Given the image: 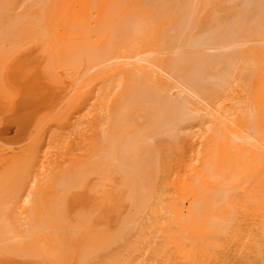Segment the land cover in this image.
<instances>
[{
  "label": "bare ground",
  "instance_id": "obj_1",
  "mask_svg": "<svg viewBox=\"0 0 264 264\" xmlns=\"http://www.w3.org/2000/svg\"><path fill=\"white\" fill-rule=\"evenodd\" d=\"M0 264H264V0H0Z\"/></svg>",
  "mask_w": 264,
  "mask_h": 264
},
{
  "label": "rangeland",
  "instance_id": "obj_2",
  "mask_svg": "<svg viewBox=\"0 0 264 264\" xmlns=\"http://www.w3.org/2000/svg\"><path fill=\"white\" fill-rule=\"evenodd\" d=\"M197 31L196 26H194V30L192 31V33L194 34ZM212 35L211 32L209 31H205L199 38L202 41L207 40L208 38H210V36ZM182 49H181V55H182V64L185 65L186 68H189L192 64L193 59L197 56V54H199V48H201L202 46L199 45V47H197L195 50L192 48L187 47V45L182 44ZM137 120V119H136Z\"/></svg>",
  "mask_w": 264,
  "mask_h": 264
}]
</instances>
